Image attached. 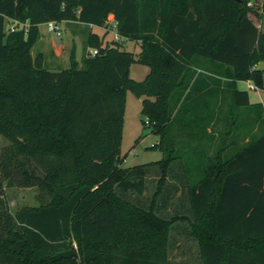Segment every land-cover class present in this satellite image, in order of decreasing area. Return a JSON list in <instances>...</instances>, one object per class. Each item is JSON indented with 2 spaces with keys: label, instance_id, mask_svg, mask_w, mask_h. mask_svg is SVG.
Wrapping results in <instances>:
<instances>
[{
  "label": "trees",
  "instance_id": "obj_1",
  "mask_svg": "<svg viewBox=\"0 0 264 264\" xmlns=\"http://www.w3.org/2000/svg\"><path fill=\"white\" fill-rule=\"evenodd\" d=\"M241 1L0 0V264H180L171 230L195 241L196 264H264V108L236 87L263 86L264 33ZM109 17L135 57L90 31ZM47 21L79 28V61L30 55ZM127 90L161 157L121 167ZM252 109L263 129L241 143ZM31 186L45 202L9 212L4 188Z\"/></svg>",
  "mask_w": 264,
  "mask_h": 264
},
{
  "label": "rangeland",
  "instance_id": "obj_2",
  "mask_svg": "<svg viewBox=\"0 0 264 264\" xmlns=\"http://www.w3.org/2000/svg\"><path fill=\"white\" fill-rule=\"evenodd\" d=\"M246 4L250 6L251 9V13H249L248 16L259 24L260 29L264 30V0H248ZM109 19L111 18L109 17L108 20ZM110 24L112 23L108 22L105 26H95L90 29L92 33L96 34L100 38L101 45L114 40L113 28ZM61 26L62 28L60 36H54L48 33L51 36L50 40L53 38L56 42H58V44L63 43L67 52H69L70 47L74 48L76 52V58L79 61V57L82 54V41L84 36L77 27L76 30H72L71 26H66V24L62 23ZM43 27L40 26L39 29H42ZM46 38L48 39L49 37L46 36ZM120 43L122 48L131 52L134 57L139 52V46L135 42L120 40ZM43 65L47 67L45 63H43ZM262 66V62L256 64V67L259 69H261ZM147 72L148 68L146 66L136 62L131 63L128 67V76L135 81L141 80ZM236 87L238 89L245 90L248 93V98L251 102H259L264 108V75L263 86L261 88H256V90L249 89L246 85V82L244 81H237ZM228 102V96L225 95V106L228 104ZM139 110L140 99L134 96L131 91L127 90L125 92V103L119 145V154L123 157L120 163L121 167L154 162L159 160L161 157V153L158 151V149L150 148V146L157 141V136L151 133L150 126L143 124V119H145V117L140 113ZM254 114L255 111L253 109L248 110L247 112L244 111L238 120L242 127L238 128L233 134L237 136L239 140L241 139V143H243L244 139L248 137H255L263 129L262 123L253 121L255 117ZM137 139L138 141H136ZM191 171L194 172V170ZM153 184V179L147 180V189L143 196L140 197L142 204L147 203ZM37 194L38 190L34 186L22 188H4V196L7 202V208L11 213L20 206L36 208L39 204L44 203L45 198H42V196L40 197ZM168 236L169 245L168 250H166L167 257L170 258V260L179 262L180 264H196V262H191V259L194 257L196 252L195 241L189 237H185L182 233H179L176 230H171ZM190 254L191 256H189Z\"/></svg>",
  "mask_w": 264,
  "mask_h": 264
},
{
  "label": "crops",
  "instance_id": "obj_3",
  "mask_svg": "<svg viewBox=\"0 0 264 264\" xmlns=\"http://www.w3.org/2000/svg\"><path fill=\"white\" fill-rule=\"evenodd\" d=\"M111 21H112V19L108 20V22H111ZM40 26L43 27L44 26L43 23L38 25V27H37L39 37L37 38L36 42L31 47L30 55L32 57H34L37 53H41L43 56V63H45V65L47 66L48 69L66 68L67 64H68L69 52H67L65 50V45L63 43L58 44V42H56L53 38H51V40H50L51 36L45 32L44 27L42 29H39ZM92 27H95V26L89 25V29H91ZM71 28H72V30H74V29L76 30V27L71 26ZM112 28H113V33L115 34V32H114L115 28L114 27H112ZM260 30L264 33L263 29H260ZM46 36H48L49 38L47 39ZM113 37H114V35H113ZM120 40H123V39L117 38L118 42H120ZM70 49H71V47H70ZM74 58L77 60L75 49H74ZM241 82H243V81H241ZM244 82H246V85L250 84V82H248V81H244ZM248 101L250 103H253L249 100V98H248ZM5 144H6V140L3 139L2 137H0V147L5 145Z\"/></svg>",
  "mask_w": 264,
  "mask_h": 264
},
{
  "label": "built area",
  "instance_id": "obj_4",
  "mask_svg": "<svg viewBox=\"0 0 264 264\" xmlns=\"http://www.w3.org/2000/svg\"><path fill=\"white\" fill-rule=\"evenodd\" d=\"M111 23H112V24H110L111 27H114L113 21H111ZM61 24H62V22H56V21H47V22L43 23L44 28H45V32L52 34L54 36H60L61 28H62ZM6 27H7V30L13 31V30L23 29L24 25L13 21V22L9 23V25H7ZM117 38H119V37H117V35L115 33L113 39L115 41H117ZM96 53H97V50L95 48L87 47L85 50V55H87V56H94ZM247 87L249 89H252V90L256 89V87H254L251 83L247 84ZM145 124H146V121H145Z\"/></svg>",
  "mask_w": 264,
  "mask_h": 264
},
{
  "label": "water",
  "instance_id": "obj_5",
  "mask_svg": "<svg viewBox=\"0 0 264 264\" xmlns=\"http://www.w3.org/2000/svg\"><path fill=\"white\" fill-rule=\"evenodd\" d=\"M235 2L239 3V4H242V1L241 0H234Z\"/></svg>",
  "mask_w": 264,
  "mask_h": 264
}]
</instances>
